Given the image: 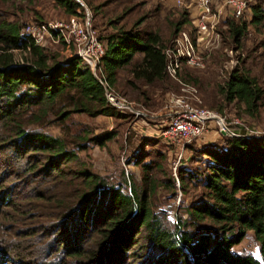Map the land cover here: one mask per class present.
I'll return each mask as SVG.
<instances>
[{
	"label": "trees",
	"instance_id": "trees-1",
	"mask_svg": "<svg viewBox=\"0 0 264 264\" xmlns=\"http://www.w3.org/2000/svg\"><path fill=\"white\" fill-rule=\"evenodd\" d=\"M52 1L67 17L83 16L84 3L95 14L106 3L119 0ZM120 1L121 8L106 20L112 30L102 35L96 32L103 47L97 73L114 89L119 70L126 71V82L132 87L136 80L145 85L169 82L172 78L165 71L163 49L179 28L190 23L188 9L171 23L167 40L157 30L140 28L144 14L129 23L124 21L136 2ZM247 5L248 19L241 18L243 10L220 22L225 29L219 32H225L240 51L218 90L224 100H236L253 113L264 95L260 76L264 38L250 48L243 46V38L248 24L264 28V0ZM2 11L0 150L8 152L9 162H14V169L10 168L23 183L16 196L11 194V185L0 183V247L4 252L13 248L2 231L13 232L14 223L38 218L41 224H33L34 220L33 225L12 234L37 240L39 231V240H47L51 247L47 257L53 255L54 259L48 260L49 264H264V134L226 135L220 146L208 142L199 148L203 167L184 168L179 183L183 185L184 175L194 179L201 186V197L185 206L186 216H178L170 224L163 211L151 208L156 183L149 171L154 164L150 158L144 160L147 155L142 151L135 152L133 163L140 165L143 185L137 187L128 176V190L122 173L112 182L81 165L77 150L88 143L104 145L115 130L90 135L82 130L63 137L42 129V125L61 124L73 112L127 113L105 101L102 85L80 57L73 53L62 59L49 55L44 46L33 44L20 32L23 24L17 18H8ZM188 68L181 62L177 75L195 84ZM71 161L76 166L69 165ZM246 230H251L257 241L258 257L232 250Z\"/></svg>",
	"mask_w": 264,
	"mask_h": 264
},
{
	"label": "rangeland",
	"instance_id": "rangeland-1",
	"mask_svg": "<svg viewBox=\"0 0 264 264\" xmlns=\"http://www.w3.org/2000/svg\"><path fill=\"white\" fill-rule=\"evenodd\" d=\"M79 1L84 3L83 0ZM91 1L98 2V0ZM130 1L136 2V5L133 10L124 16L123 20L129 23L137 16L144 14L145 18L140 23V28L144 30H157L161 37L167 40L171 34V23L180 17L179 13L185 7L188 9L187 17L190 20V23L185 24V26H190L196 2V0ZM221 1L212 0V4L217 6ZM255 1L246 0L247 3L243 9L244 11L242 10L243 17L241 18H249V7L247 4ZM121 5L122 2L120 0L117 3L111 1L103 5L95 14L85 3L82 4V8L84 14L85 10H87L90 25L94 27L98 35H102L112 30L106 20L116 14ZM114 8L117 9L114 10ZM221 9L224 15L223 22L229 17L225 16L224 8ZM0 10H5L2 12L6 17L17 18L21 24L33 21L36 18L51 20L65 18L66 16L52 0H0ZM77 10H80V8ZM217 29L224 30L225 27L220 23ZM263 29L258 25L253 26L248 24L245 37L243 38V46L250 48L257 44L259 39L264 38V34L261 33ZM217 31L219 36L214 40L213 47L208 52H200L201 58L203 57L202 66L190 67L186 71L189 73L190 78H194L195 84L187 82L193 85L194 90L190 88L182 89L173 78V81L169 80L167 83L164 81L161 84V82L155 81L150 85H145L141 81L136 80L134 81L136 87H132L126 82V79L129 78L126 71L119 70L117 72V84L115 85L117 89L115 90L120 95L130 99L133 105L143 112V115L134 117L130 114L119 116L88 115L83 112H73L61 124L42 125V129L63 137L82 130H86L88 135L103 129L115 130V135L105 141L104 145L98 146L88 143L84 149L77 150L81 165L112 182L119 180L122 173L125 177V188L128 190L129 180L137 187L143 185L140 165L133 163L135 152L142 151L147 155L144 160L150 158L154 164L149 171L150 178H153L156 183L150 198L151 208L157 213L163 211L168 222L174 224L178 216H186L185 206L189 202L201 197V186L194 179H188L184 175L183 185L180 186L179 173L184 174L183 170L186 167L202 168L201 160L204 156L199 154V148L208 142L220 146L223 144L226 135L209 126L202 134L191 139L182 148L163 142L156 135L155 129L158 121L167 116L168 108L165 107V104L168 102V95L170 93L182 94L199 105H204L215 110L217 114L224 118L227 126L237 133H242L245 136L248 134H264V95L259 100L256 111L248 113L238 101H226L219 93L218 85L226 78L229 70L235 66L236 54L240 50L234 48V43L225 32L222 34L219 30ZM44 47L49 55L54 54L59 59L67 57L72 53L70 48H66L60 42H48ZM260 50L257 47V51L259 52ZM257 58L260 57L257 56ZM262 58L264 59V55ZM254 71L258 72L256 67ZM260 76L264 86V71ZM33 127L39 128V126L34 125ZM9 161L10 156L8 152L5 149L0 150V183L3 187L11 185V194L13 193V196H16L20 192L18 188L23 183L22 181H17V178L13 174L14 162L10 163ZM6 164H8V167ZM68 164L76 166V163L72 161ZM128 176L130 177L129 180ZM22 191L24 192L26 189L24 188ZM34 220L37 222L33 223ZM39 220L38 218L27 219L20 223H14L13 232L6 233L2 231L4 239L8 240V246L10 245L13 251L6 253L0 247V264H49L48 260L54 259L52 258L53 255L47 257L50 254L51 247L45 242L47 240H42V238L39 240V231H36L37 240H32V237L19 239L20 237L12 234L15 230H24L32 223L41 224ZM5 223L3 222L2 224ZM38 229L41 230L40 228ZM232 250L235 252H249L254 257L259 256L258 244L251 230H246L242 239L232 246Z\"/></svg>",
	"mask_w": 264,
	"mask_h": 264
},
{
	"label": "built area",
	"instance_id": "built-area-1",
	"mask_svg": "<svg viewBox=\"0 0 264 264\" xmlns=\"http://www.w3.org/2000/svg\"><path fill=\"white\" fill-rule=\"evenodd\" d=\"M246 3V0H222L214 6L212 0H196L190 26L179 28L172 36L171 43L163 49L165 71L169 77L179 83L182 89L195 88L178 77L180 63L183 62L188 67H201L203 57L201 58L200 52H208L219 36L217 26L224 17L221 8H224L225 16L236 17ZM88 17L85 10L84 16L71 14L59 19L28 21L22 25L20 32L30 37L36 45L44 46L48 42H60L66 48H72V53L81 58L82 63L90 68L102 85L103 95L108 104L134 117L143 115L130 99L120 95L101 73H97L96 67L103 53V47ZM168 96V102L165 104L168 108L167 116L158 121L155 129L156 135L166 143L182 148L209 126L214 127L221 134H241L228 127L224 118L215 110L199 105L182 94L170 93Z\"/></svg>",
	"mask_w": 264,
	"mask_h": 264
}]
</instances>
